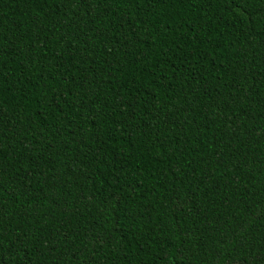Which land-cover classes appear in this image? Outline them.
I'll list each match as a JSON object with an SVG mask.
<instances>
[{
	"label": "trees",
	"instance_id": "obj_1",
	"mask_svg": "<svg viewBox=\"0 0 264 264\" xmlns=\"http://www.w3.org/2000/svg\"><path fill=\"white\" fill-rule=\"evenodd\" d=\"M0 264H264V0H0Z\"/></svg>",
	"mask_w": 264,
	"mask_h": 264
}]
</instances>
